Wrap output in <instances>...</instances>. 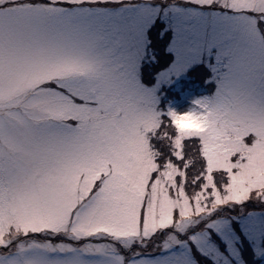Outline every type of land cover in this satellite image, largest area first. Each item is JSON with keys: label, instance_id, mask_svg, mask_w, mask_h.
I'll return each instance as SVG.
<instances>
[{"label": "snow or ice", "instance_id": "6c2138e0", "mask_svg": "<svg viewBox=\"0 0 264 264\" xmlns=\"http://www.w3.org/2000/svg\"><path fill=\"white\" fill-rule=\"evenodd\" d=\"M0 264H264V0H0Z\"/></svg>", "mask_w": 264, "mask_h": 264}]
</instances>
